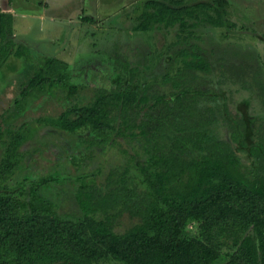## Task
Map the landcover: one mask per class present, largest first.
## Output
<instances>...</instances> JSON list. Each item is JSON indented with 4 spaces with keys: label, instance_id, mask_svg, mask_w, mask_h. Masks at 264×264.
Masks as SVG:
<instances>
[{
    "label": "trees",
    "instance_id": "obj_1",
    "mask_svg": "<svg viewBox=\"0 0 264 264\" xmlns=\"http://www.w3.org/2000/svg\"><path fill=\"white\" fill-rule=\"evenodd\" d=\"M228 3L147 1L136 29L176 31L150 54L170 51L159 81L169 90L152 87L150 65L137 63L73 103L87 85L61 62L48 73L45 57L20 97L57 82L52 98L68 105L35 121L49 120L76 149L33 178L32 123L10 126L0 114V264H264V119H253L264 116V63L211 58L197 29L234 27ZM12 35L11 15L0 13L2 64L19 55ZM110 149L120 159L106 168ZM68 179L74 210L61 215L54 200Z\"/></svg>",
    "mask_w": 264,
    "mask_h": 264
},
{
    "label": "rangeland",
    "instance_id": "obj_2",
    "mask_svg": "<svg viewBox=\"0 0 264 264\" xmlns=\"http://www.w3.org/2000/svg\"><path fill=\"white\" fill-rule=\"evenodd\" d=\"M63 1L35 0V9L25 7L22 3L16 5L12 36L13 48L19 55H13L7 62L0 63V114H7L5 121L10 126H20L25 121L32 123L33 134H29L32 136L25 143L24 149L28 150L29 158L33 157V166H30L33 178L48 173V168L54 162L76 149L73 137L52 127L49 120L40 123L35 121L43 116H57L68 105L61 97L59 100L52 98L53 91L56 92L54 88L60 87L57 82H49L43 87L45 89H36L28 96L20 97L22 88L27 86L36 69L44 68L45 57L54 59L52 70L50 67L48 73H53L61 62L63 65L67 64V70L73 74L74 83L87 85L86 90L80 92L76 99H72L73 103H87L91 97V88L111 87L112 78L122 73L127 65L131 67L140 62L144 66L150 65L153 72L157 65V74H161L167 67L166 57L170 51L159 61L149 60L148 55L151 50L154 52L156 48L174 41L176 35L175 29H136L139 28L141 20L145 19L149 0H74L70 5V0H65L62 4ZM160 1L172 5L174 0ZM181 1L191 4L212 0ZM228 2L226 17L235 26L216 28L201 22L197 27L202 38L201 45L209 54L214 55L211 58L221 57L233 62L263 64L264 0ZM42 4L50 8L41 21L34 14L43 12L45 8ZM25 12L33 14L31 17H23ZM156 52L158 50L153 56L158 55ZM22 54L29 56L20 57ZM148 78L151 79V76ZM253 119L258 125L264 116ZM104 156L109 161L106 168L111 161L120 159L115 149L107 150ZM69 171L71 174L76 173L73 168ZM72 187L68 179L63 194L54 200L61 215L74 210L69 192ZM57 190L56 187L52 189V198L56 196ZM130 222L128 217H123L118 223V229L123 230ZM190 229L193 231L194 227L190 226ZM101 264L120 263L109 259Z\"/></svg>",
    "mask_w": 264,
    "mask_h": 264
},
{
    "label": "crops",
    "instance_id": "obj_3",
    "mask_svg": "<svg viewBox=\"0 0 264 264\" xmlns=\"http://www.w3.org/2000/svg\"><path fill=\"white\" fill-rule=\"evenodd\" d=\"M73 1L74 0H70L69 1V5ZM64 2H65V0L62 2V4ZM82 2H83V0H82ZM19 3L20 4L22 3L21 5H23L25 7H28V8L32 7V9H35L33 7L36 4L35 0H29V1H26V0H16V2H15V0H0V13L9 14V15H11L12 20H14V14H15L14 9L16 8V5H19ZM69 5H64V6L65 7H69ZM40 6H41V4H39V8H40ZM47 6L48 5H45V6L43 5V7L45 8L43 10V12L42 11L41 12L39 11L38 13L34 14V16L37 17V18H39V19H41V21H42L43 20V16L46 15V14H48L47 12H48V10H49L50 7H47ZM15 11H16V9H15ZM31 14H33V13H26L25 12L24 14H22V16L23 17H27V16H30L31 17ZM13 30H14V26H13ZM11 56H13V55H11ZM9 58L7 59V61L9 60Z\"/></svg>",
    "mask_w": 264,
    "mask_h": 264
},
{
    "label": "flooded vegetation",
    "instance_id": "obj_4",
    "mask_svg": "<svg viewBox=\"0 0 264 264\" xmlns=\"http://www.w3.org/2000/svg\"><path fill=\"white\" fill-rule=\"evenodd\" d=\"M151 53H152V51H150V54H151ZM150 54L148 55V59H149V60H152V57H151ZM162 57H164V56H162ZM162 57H161V58H162ZM161 58H160V59H161ZM160 59H159V60H160ZM154 60H155V59H154ZM154 60H152V61H154ZM159 60H158V61H159ZM155 61H156V60H155ZM166 62H167V67L165 68V70H164L161 74H157V70H158V69H157V65L154 64L155 67H156V68H154V69H155V72L151 71L152 73H151V75H150V76H151V80H153L152 87H155V88L158 87V88H161V89L163 88L164 90H169V85H162V84H159L160 79H161L162 76L167 72V68L169 67V66H168V65H169V62L167 61V57H166ZM137 63L140 64V62H137ZM137 63H136V64H137ZM136 64H135V65H136ZM135 65H133V66H135ZM142 65H143V64L141 63V66H142ZM158 76H159V78H158ZM156 78H158V80H156ZM167 87H168V88H167ZM166 88H167V89H166Z\"/></svg>",
    "mask_w": 264,
    "mask_h": 264
}]
</instances>
